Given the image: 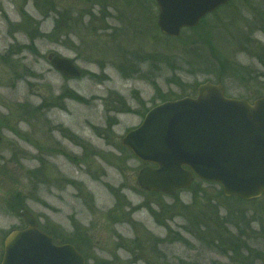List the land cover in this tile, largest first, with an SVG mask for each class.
<instances>
[{
	"label": "rangeland",
	"instance_id": "374dc122",
	"mask_svg": "<svg viewBox=\"0 0 264 264\" xmlns=\"http://www.w3.org/2000/svg\"><path fill=\"white\" fill-rule=\"evenodd\" d=\"M157 7L0 0V264L7 236L26 228L23 210L86 264L243 263V254L205 248L186 230L195 214L223 216L224 205L237 203L197 181L174 198L144 191L143 164L122 142L146 112L195 98L206 82L231 98L264 97V0H233L176 40L158 29ZM53 55L73 60L82 75L62 76ZM226 60L231 67H215ZM263 204L242 206L262 217L249 228L252 251L262 255L253 264H264Z\"/></svg>",
	"mask_w": 264,
	"mask_h": 264
},
{
	"label": "water",
	"instance_id": "95a60500",
	"mask_svg": "<svg viewBox=\"0 0 264 264\" xmlns=\"http://www.w3.org/2000/svg\"><path fill=\"white\" fill-rule=\"evenodd\" d=\"M155 1L158 29L178 39L185 29L198 27L232 0ZM50 63L68 79L82 75L71 59L53 55ZM147 113L122 142L142 163L156 167H146L137 175L144 191L174 197L199 179L219 185L227 198L244 202L262 198L264 97L253 103L229 98L222 84L207 82L199 86L196 98L168 101ZM19 213L26 228L7 236L1 264H86L73 245H57L43 232L29 211Z\"/></svg>",
	"mask_w": 264,
	"mask_h": 264
},
{
	"label": "trees",
	"instance_id": "16d2710c",
	"mask_svg": "<svg viewBox=\"0 0 264 264\" xmlns=\"http://www.w3.org/2000/svg\"><path fill=\"white\" fill-rule=\"evenodd\" d=\"M226 7H228V4L224 6V8ZM216 13L217 12H215L214 14L216 15ZM261 19L262 18L259 19V22L261 21ZM262 21H264V19H262ZM206 22L207 20H205V23ZM205 44L209 45V43H205ZM240 45L242 47L245 46L244 47L245 49L250 45L249 39L247 40V36H246V40L240 42ZM223 66L231 67L232 63L226 60L223 64L221 62H217V64H215L216 68H222ZM236 74L240 76L241 71L238 70ZM244 76L245 75L242 74V78H243L242 83L247 84L248 81H245L246 77ZM261 96H264V95H261ZM197 182L202 183V181H199V180ZM209 185H212V184H209ZM221 192L222 191H220L219 193L223 197L224 203L236 202L238 205V209H237V206L230 207V206L224 205L222 208L225 209L226 213L223 214V216H220V214H218L215 217L207 216L205 214H199V215L195 214L194 219L192 220L191 224H189L191 225L190 229H186V230L189 234L194 236L195 239L202 244V246H205V248H211L212 246L214 248H217L219 247L217 244H220V245L225 246L227 249V252L231 253L236 259H238V257H241L243 254L244 258L243 260H240V262L241 261L243 262L242 264H247V263L253 264L262 255L260 251L258 250L252 251L251 245L249 243H250V240L254 232L250 233L249 228L254 223L261 222L262 217L261 216L258 217L255 215L258 220L253 216L250 217L249 214L246 213V211L242 210V206L246 204L250 205V204L262 203L264 201V196L261 198V200L259 199V200H255L251 202H243L242 200H239L238 198H226ZM261 210H263V208H261ZM39 227L41 228V230H43V232L52 236L55 240L54 242H56L57 244H65V242L66 244H72L71 242H67V241H64V243L58 242V239L56 238V236L52 235L46 229L41 227L40 224H39ZM232 232H235V233H232ZM229 234L232 235V237H230ZM244 253H247L248 255Z\"/></svg>",
	"mask_w": 264,
	"mask_h": 264
},
{
	"label": "flooded vegetation",
	"instance_id": "af4514ba",
	"mask_svg": "<svg viewBox=\"0 0 264 264\" xmlns=\"http://www.w3.org/2000/svg\"><path fill=\"white\" fill-rule=\"evenodd\" d=\"M141 164H143V163L141 162ZM145 167H153V166H149V165H144L143 164V168H145Z\"/></svg>",
	"mask_w": 264,
	"mask_h": 264
}]
</instances>
